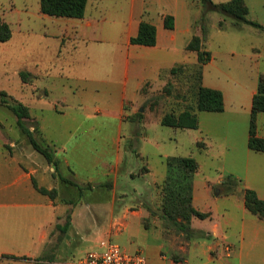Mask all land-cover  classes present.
<instances>
[{
	"label": "rangeland",
	"instance_id": "obj_1",
	"mask_svg": "<svg viewBox=\"0 0 264 264\" xmlns=\"http://www.w3.org/2000/svg\"><path fill=\"white\" fill-rule=\"evenodd\" d=\"M129 1L104 0L97 5L117 13L121 6L127 8ZM193 4L191 30H184L186 26L180 18L172 49L144 52L141 56H157L166 67L186 64L187 68L176 73H170L171 68L161 71L163 83L159 84V79L153 80L156 75L149 67L141 75L149 81L136 91L134 74L127 71L126 77L123 69L126 47L122 41H88L73 37L74 30L68 19L77 23L80 20L62 17L61 24L53 23L56 16L43 14L40 0H0V19L8 22L12 29V37L0 41V91H6L18 102L29 106L31 117L27 123L32 129L38 124L35 136L55 151L61 162L60 171L33 148L18 128L16 116L2 103L0 145L17 157L19 166L35 170L33 178L40 186L58 190L55 200L63 206L59 209H67L64 226L71 222L73 210L75 217H79L77 228L66 230L58 225L53 231L51 246L59 242L58 239L64 244L65 254L59 259L76 260L104 239L113 240L130 253L142 250L146 257L147 254L156 256V251L158 255L161 251L169 254L167 240L177 243L204 240L202 230L186 235L185 231L162 218L164 158L169 155L194 156L199 161L197 193L201 198L196 201V206L200 209L204 210L210 201L208 196L203 197L206 194L204 180L211 181L213 192L217 189L227 195L233 194L214 203L221 223L230 218L229 227L225 225L226 234H237L243 224L248 229L251 224L264 225L256 222L258 220L255 221L244 206L245 182L238 178V185L218 183L219 179L228 176L220 167L222 159L215 158L211 150L200 151L197 136L207 143H215L211 148H216L220 140L218 134L201 135L197 129L186 132L161 124L164 113L195 104L193 86L199 81L197 53L186 47L194 34L202 38L204 49L211 54V60L205 66L210 80L244 84L251 81L258 70L264 72V31L261 28L248 24L236 26L232 17L209 10L203 0H193ZM110 26L106 23L99 25V29L104 33ZM124 26L120 27L122 31ZM255 44L258 50L254 49ZM148 61L152 62L151 59ZM22 72L30 73L27 81L21 76ZM125 85V119L120 121L115 118L119 105L110 101L109 91L123 90ZM48 87L53 90L50 94ZM58 98L65 102H58ZM214 122L203 119L205 129H214ZM0 167L7 173L5 165ZM68 180L79 184L81 190ZM80 191H83L82 196ZM223 204L228 207V215L221 217L225 214ZM156 225L165 235L158 232ZM192 225L204 228L206 224L195 219ZM249 239L253 247L243 248L242 257L227 256L232 253L228 246L223 261L264 264V231L260 235L261 243ZM232 240L236 241L237 236Z\"/></svg>",
	"mask_w": 264,
	"mask_h": 264
},
{
	"label": "crops",
	"instance_id": "obj_2",
	"mask_svg": "<svg viewBox=\"0 0 264 264\" xmlns=\"http://www.w3.org/2000/svg\"><path fill=\"white\" fill-rule=\"evenodd\" d=\"M103 1L99 0L95 3L94 0H88L85 16L78 18L80 20L78 23L68 19V23H71L70 28L72 27L74 30L73 37L88 41H106V39L122 41L126 47L125 67L123 69L126 72V77L128 76L127 71H131L134 74L133 77L137 81L136 91L139 88L141 90L143 85L149 81V79L141 76L142 72L149 67L153 69L154 75H156L153 80L159 79V84L163 83L161 82V71L176 65L166 67L161 63L162 59L157 56L156 58H142L141 56L145 55L144 52L172 49V45L175 44L177 38L176 32L180 18L186 26L184 30H191L190 18L194 6L193 0H130L128 7L125 8V5L121 6L117 13H110L97 5L98 2ZM245 1L249 8L248 18L264 26V0ZM166 15L174 16L175 27L173 29L165 27L164 18ZM142 20L149 21L156 26V45L145 46L131 43V38L138 34ZM62 21L61 16H56L53 19V23L61 24ZM106 23H110L111 26L105 28L106 30L103 33L99 29V25ZM121 25H125L123 31L120 29ZM261 30L264 31V29ZM52 35L49 34V36ZM68 35L71 36V34ZM195 35L197 34L193 36ZM53 36H57V34ZM193 36L186 43V47ZM254 49H259L257 44H255ZM129 55L133 59H129ZM150 59L152 62L148 61ZM205 66L206 64L203 68V85L223 91L225 109L222 112L198 111L199 126L196 129L199 130L201 135L204 133L210 136L213 133L218 134L220 140L219 143H216V148H211L215 143H207L201 140L203 137L199 138L197 136L195 139L200 142V145H197L200 147V151L204 149L207 151L211 150L215 158H221L222 164L220 167L224 172L228 173V175H233L237 179L240 178L245 182L247 188L254 189L258 196L264 199V152L252 150L248 144L253 96L257 92L259 76L264 72L258 70L251 81L244 84L237 82L229 84L210 80L207 77ZM48 88L50 94L53 90L50 87ZM126 90L127 86L125 85L123 90L109 91L110 101L112 100L119 105L120 109L115 118L117 120L120 118V121L125 119L123 117L125 115ZM57 101L64 103L65 99L58 98ZM203 119L214 120V129H205ZM239 127H241L240 130L238 129ZM183 130L190 132L195 129L188 128ZM257 135L264 138V112L259 113L257 118ZM65 160L69 164L68 159L65 158ZM0 161H2L0 165H5L7 168L6 173L0 167V264L5 261L9 264L11 262L16 264H37L38 262L45 264H72L74 260L69 262L68 258L59 259L60 256L65 254L64 244L60 239L53 247L51 246L52 237L55 235L53 231L58 225L64 227V222L67 220L64 217V213L67 209H59L63 207L61 204L57 203L55 199H51L48 195L39 192L33 184L35 170L19 166L20 161H18L17 157L4 151L1 145ZM119 161L120 159L117 157L116 162L119 163ZM200 167L199 163V169L194 179L193 203L197 209L202 210L199 206H196V201L201 198V195L197 193V190H199L197 177L200 176ZM104 174H107V172ZM224 181L225 178L222 177L217 182L223 185ZM202 183L203 189L206 190V194L203 197L208 196V200H210L205 204L202 211H210L211 216L205 219L194 217L191 221L189 234L186 233V235H190L196 230H202L206 238H203L204 240L202 241L190 240L185 243L167 240L170 248L169 254L163 251L159 255L156 251V256L154 257H149L147 254V264H174L177 262L176 258L179 260V264H229L230 262L223 261V254L227 255L226 248L228 246L232 248V253L227 256L236 254L242 257L243 248L253 247L249 237L256 244L257 242L261 243L260 235L264 231V225L256 226L251 224L248 229L247 225L243 224L241 229L236 231L237 234H226L225 225L229 227L230 218L221 223L216 213L217 211H215L214 203H218L222 197H230L233 194L227 195L226 193L218 192L217 189L216 192H213L211 181L204 180ZM210 197L211 199H209ZM223 206L225 214L220 215L221 217L228 215V207L224 204ZM70 209L72 211L73 207L70 206ZM72 212L71 222L65 224L66 230L77 228V219L79 217H75V210ZM253 216L255 221L258 220L256 222L264 223V219ZM195 219L205 223V227H193L192 224ZM156 226L158 232L161 235H165L163 229L159 225ZM235 236H237L236 241L232 240ZM247 239L250 241L246 245ZM54 247H56L55 251L53 250ZM94 247L97 248L98 244ZM53 255L56 257L55 260L51 257ZM12 256L20 258H12ZM22 257H27V259ZM246 257H248L247 253Z\"/></svg>",
	"mask_w": 264,
	"mask_h": 264
},
{
	"label": "trees",
	"instance_id": "obj_3",
	"mask_svg": "<svg viewBox=\"0 0 264 264\" xmlns=\"http://www.w3.org/2000/svg\"><path fill=\"white\" fill-rule=\"evenodd\" d=\"M203 2L209 10H218L224 15L232 17L236 26L249 24L264 29L263 25L248 18L249 8L245 0H229L227 2L203 0ZM87 3L88 0H40V11L51 16L83 18ZM164 24L166 28L173 29L175 27L174 16L166 15ZM220 24H222V21ZM11 37L12 29L10 24L0 19V41H8ZM130 41L132 44L156 45V26L149 21L142 20L139 25L138 34L133 36ZM187 49L197 53L196 71L199 81L197 85L193 86L196 96L195 104H186L178 111L164 113L161 118V124L180 129H196L199 126L198 111L222 112L225 109V100L221 89L203 85V68L211 60V54L208 50L204 49L202 38L198 35L193 36L187 45ZM185 66L186 64L176 65L170 69V73L186 69L187 67ZM29 74V72H22L21 76L27 81ZM0 103L7 106L16 116L18 128L29 139L33 148L41 153L55 167V170L60 171L61 162L55 156V151L49 145H43L35 136V131L39 128L38 124H35L34 129H32L27 123L31 117L29 106L18 102L4 90L0 91ZM262 112H264V73H261L259 76L257 92L253 96L248 141L249 147L252 150L264 152V138L257 135V118L259 113ZM139 116H142V114L139 113ZM198 144L200 145V142ZM164 161L166 164V176L162 185V218L167 223L173 224L178 229L188 233L190 231V222L194 217L205 219L211 216L210 211L199 210L193 203L194 179L199 169V161L194 156L179 155L166 156ZM68 182L70 181L68 180ZM70 183L81 190L80 185L76 182ZM227 183L240 184L233 175H228L223 185H227ZM33 184L42 194L48 195L51 199L56 198L58 193L56 188L48 189L40 186L34 178ZM243 193L246 208L251 214L264 219V199L260 198L257 192L251 188L245 187ZM80 195H83V191H80ZM68 202L73 203V201ZM61 228L65 229V226ZM12 258L20 257L12 256ZM22 258L27 259V257ZM175 260L179 261L177 258ZM181 261L183 262V260ZM37 264L45 263L38 262Z\"/></svg>",
	"mask_w": 264,
	"mask_h": 264
},
{
	"label": "built area",
	"instance_id": "obj_4",
	"mask_svg": "<svg viewBox=\"0 0 264 264\" xmlns=\"http://www.w3.org/2000/svg\"><path fill=\"white\" fill-rule=\"evenodd\" d=\"M72 264H147V257L142 250L130 253L113 240L104 239Z\"/></svg>",
	"mask_w": 264,
	"mask_h": 264
}]
</instances>
